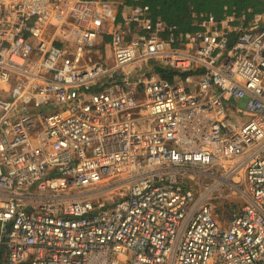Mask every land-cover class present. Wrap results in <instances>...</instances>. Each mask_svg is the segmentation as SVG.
Instances as JSON below:
<instances>
[{"label": "built area", "instance_id": "built-area-1", "mask_svg": "<svg viewBox=\"0 0 264 264\" xmlns=\"http://www.w3.org/2000/svg\"><path fill=\"white\" fill-rule=\"evenodd\" d=\"M119 4L0 0V264H264V11Z\"/></svg>", "mask_w": 264, "mask_h": 264}, {"label": "trees", "instance_id": "trees-1", "mask_svg": "<svg viewBox=\"0 0 264 264\" xmlns=\"http://www.w3.org/2000/svg\"><path fill=\"white\" fill-rule=\"evenodd\" d=\"M118 19L124 6L133 4H147L153 18H160L168 24L174 25V34L194 31L199 28L196 24L200 14H212L216 18L224 17L235 12L243 15L248 22L254 14L264 11V0H119ZM121 20V19H120ZM153 69L162 77L169 80L175 74L172 68L152 63Z\"/></svg>", "mask_w": 264, "mask_h": 264}, {"label": "rangeland", "instance_id": "rangeland-1", "mask_svg": "<svg viewBox=\"0 0 264 264\" xmlns=\"http://www.w3.org/2000/svg\"><path fill=\"white\" fill-rule=\"evenodd\" d=\"M107 48L106 46V49ZM134 66L142 67V63L134 64ZM216 172L220 173L221 171L216 168ZM213 180L212 177L205 174H192L189 171H185L180 178L179 184L184 187L199 190L204 187L206 183H210ZM228 187V185L220 186L219 189L213 193L211 198V205L216 218L222 225H225L234 214L239 212L244 203L243 197Z\"/></svg>", "mask_w": 264, "mask_h": 264}, {"label": "crops", "instance_id": "crops-1", "mask_svg": "<svg viewBox=\"0 0 264 264\" xmlns=\"http://www.w3.org/2000/svg\"><path fill=\"white\" fill-rule=\"evenodd\" d=\"M117 14H118V12H117ZM120 16H121L120 19L122 20V13ZM117 18H118V16H117ZM120 19H118V20L121 21ZM108 39H110V35H106L104 38V41H106ZM106 46L108 47L107 49H106ZM106 46L104 47V50H106L108 52L110 50V47H109V45H106Z\"/></svg>", "mask_w": 264, "mask_h": 264}]
</instances>
